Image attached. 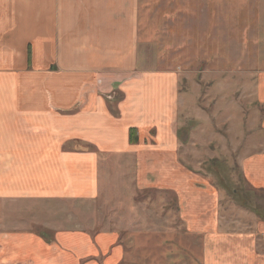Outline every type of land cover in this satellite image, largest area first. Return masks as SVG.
Instances as JSON below:
<instances>
[{"label": "rangeland", "instance_id": "374dc122", "mask_svg": "<svg viewBox=\"0 0 264 264\" xmlns=\"http://www.w3.org/2000/svg\"><path fill=\"white\" fill-rule=\"evenodd\" d=\"M139 3L137 67L155 87L159 74L177 77L170 125H114L127 94L102 90L110 81L100 60L97 97L113 120L58 125L82 100L42 106L46 91L35 88L37 99L28 78L56 63L40 67L29 44L0 46V102L15 101L4 92L11 72L29 86L18 122L0 120L2 261L264 263V0Z\"/></svg>", "mask_w": 264, "mask_h": 264}, {"label": "crops", "instance_id": "0c3cea01", "mask_svg": "<svg viewBox=\"0 0 264 264\" xmlns=\"http://www.w3.org/2000/svg\"><path fill=\"white\" fill-rule=\"evenodd\" d=\"M139 1L0 0V46L29 44L34 47L35 58L40 67H44L49 62L51 64L52 61L56 63L57 70L47 72L34 66L35 71L28 77L31 80L29 83L32 89L40 88L46 91L47 97L41 99L42 106L49 101L55 108L67 110L72 109L75 100H82L83 106L79 107V114L64 115L62 122H58V125L72 126L80 121L79 125L94 126L92 121L86 122V117L90 120L92 114H99L97 121L102 119L104 122L101 123L102 125L106 124V116L107 119L113 120L111 113L100 107L103 103L97 97V91H99L95 83L97 75L92 72L97 68L92 63L97 60L102 61L109 69L103 71L104 75L101 74L110 81L109 85L104 86L102 90H110L117 86L127 94L124 115L114 125L125 126L129 121L134 124L150 125L156 117H161L160 125L171 124L170 114L167 115L164 112L170 106V95L175 98L178 93L177 77L169 73L159 74L158 76H163L160 81L163 85L159 84L155 87L151 76L137 67V46L140 45ZM78 46L89 48L78 51L76 49ZM20 75L17 71H13L9 75L11 80L7 76L5 78L7 81L4 92L8 96H13L15 100L12 102L5 98L0 102V110L7 114L0 120L8 126L18 122L25 108L24 88L29 86L28 83H24V76L21 78ZM3 76L0 75V77ZM38 94L42 95L35 89L33 96L39 99ZM158 96L160 105L157 110H154L153 102ZM31 100L33 102L34 99L31 97ZM162 104L166 107L162 108ZM39 107L40 105L37 106ZM53 153L54 151L51 154ZM28 235L30 238L34 236ZM51 249L33 246L31 251L37 254L41 251L49 253ZM81 250L75 252L77 259ZM16 251L20 252L18 249ZM209 251L214 253L213 260L219 254L218 246H210ZM1 253H8V251L5 249ZM2 257L0 255V264L74 263L54 261L18 263L12 262L8 257L2 261Z\"/></svg>", "mask_w": 264, "mask_h": 264}, {"label": "trees", "instance_id": "16d2710c", "mask_svg": "<svg viewBox=\"0 0 264 264\" xmlns=\"http://www.w3.org/2000/svg\"><path fill=\"white\" fill-rule=\"evenodd\" d=\"M135 131V130H132V132Z\"/></svg>", "mask_w": 264, "mask_h": 264}]
</instances>
